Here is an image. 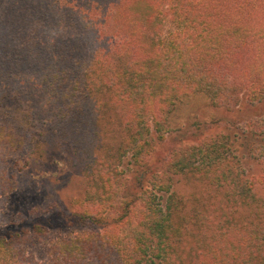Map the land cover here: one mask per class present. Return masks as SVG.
<instances>
[{
	"label": "trees",
	"instance_id": "1",
	"mask_svg": "<svg viewBox=\"0 0 264 264\" xmlns=\"http://www.w3.org/2000/svg\"><path fill=\"white\" fill-rule=\"evenodd\" d=\"M239 86L248 101H264V0H0V141L24 159L34 152L31 128L52 122L58 135L48 137L50 149L65 141L88 154L89 166L100 158L108 165L98 196L102 218L108 205L118 212L117 227L66 241L64 264H201L202 251L183 252L195 229L212 222L188 207L174 178L204 180L210 172L177 153L150 176L146 157L151 139L171 132L177 102L202 94L231 107ZM128 156L145 164L133 182L118 176ZM236 186L221 207L231 240L219 236L231 247L205 264H264V197L253 185ZM90 211L82 214L95 220ZM23 232L0 236V264L28 262L14 252Z\"/></svg>",
	"mask_w": 264,
	"mask_h": 264
},
{
	"label": "rangeland",
	"instance_id": "2",
	"mask_svg": "<svg viewBox=\"0 0 264 264\" xmlns=\"http://www.w3.org/2000/svg\"><path fill=\"white\" fill-rule=\"evenodd\" d=\"M235 97L231 107L215 106L202 94L177 102L168 118L171 132L165 141L152 137L148 148L150 154L146 157L149 164L146 170L150 176L156 171L163 172L167 162L178 156L177 153L191 158L194 165L210 172L204 180L192 175L174 178L176 191L190 198L188 207L202 209L203 215H208L212 222L210 229H195L194 237L189 238L183 252V256L188 257L192 247L199 249L202 251L198 260L201 264H205L206 256L212 260L213 257L221 259L228 253L225 249L231 247L227 245L228 239L231 240L226 223L229 220L223 218L221 208L223 203L227 204L223 193L236 190L238 182L247 187L253 185L257 194L264 197V101H248L246 91L240 86L236 88ZM4 107L13 115L19 113L11 100H6ZM46 123L44 127L31 128L34 152L30 150L24 159L19 157L16 146L0 141V236L29 231L14 251L30 260L26 264H52L54 260L56 264L68 263L59 253L66 241L77 239L83 233L113 230L119 219L112 205L107 206L106 219L101 214L106 205L98 195L106 187L107 163L100 158L89 166L88 154L65 141L61 147L55 144L50 149L48 137L52 134L57 137L58 130L54 123ZM118 166V176L125 175L132 182L140 171H145V164H136L131 156ZM222 179L225 183L219 188ZM114 182V190H117V183L121 181ZM145 185L151 190L153 182L150 178ZM96 194L93 199L89 198ZM87 207L90 214L96 216L95 220L85 219L82 211ZM230 215L236 216L233 211ZM36 225L42 227V231H35ZM200 231L205 235V241L201 240ZM223 232L229 234L228 239L219 236ZM203 242L208 253L200 247Z\"/></svg>",
	"mask_w": 264,
	"mask_h": 264
}]
</instances>
